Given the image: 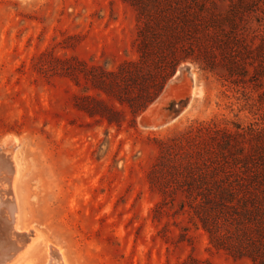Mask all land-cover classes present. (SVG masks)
<instances>
[{
  "label": "rangeland",
  "instance_id": "obj_1",
  "mask_svg": "<svg viewBox=\"0 0 264 264\" xmlns=\"http://www.w3.org/2000/svg\"><path fill=\"white\" fill-rule=\"evenodd\" d=\"M0 154L12 264H264V0H0Z\"/></svg>",
  "mask_w": 264,
  "mask_h": 264
},
{
  "label": "bare ground",
  "instance_id": "obj_2",
  "mask_svg": "<svg viewBox=\"0 0 264 264\" xmlns=\"http://www.w3.org/2000/svg\"><path fill=\"white\" fill-rule=\"evenodd\" d=\"M12 164L8 157H0V264H12L21 253H24V246L16 229L19 210L14 190L10 183L13 181L11 180V175L14 171V165L12 167ZM55 254H53L54 257ZM53 260L51 264H59L55 262V259ZM56 260L58 261V258ZM48 264L50 263L48 262Z\"/></svg>",
  "mask_w": 264,
  "mask_h": 264
},
{
  "label": "trees",
  "instance_id": "obj_3",
  "mask_svg": "<svg viewBox=\"0 0 264 264\" xmlns=\"http://www.w3.org/2000/svg\"><path fill=\"white\" fill-rule=\"evenodd\" d=\"M172 76V74H166L165 76H163V78H162V84H161V87H159V88H157V89H159V90H157V92H155V95H154V98H156L159 94H160V92H161V90H162V88H163V86H164V84H165V82L170 78ZM154 99H152V98H149L148 99V102H152ZM140 108V113L141 112H143L144 110H145V108H146V106H139ZM224 142V141H223ZM226 143H227V141H225L224 143H222L221 145H226ZM223 145V146H224ZM237 151H241L242 149L240 148V147H237V149H236ZM240 155V154H239ZM230 156H231V158H232V161H234L235 163H237L238 165L240 164L241 165V167L242 168H246V164L244 163L245 161H247L248 159H249V157H246V156H244V157H242V158H236L235 157V155L234 154H230ZM222 157V156H221ZM259 158L261 157L260 155L258 156ZM214 170V172L215 171H218V168H215V169H213Z\"/></svg>",
  "mask_w": 264,
  "mask_h": 264
}]
</instances>
